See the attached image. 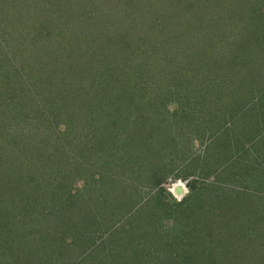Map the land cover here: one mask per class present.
Listing matches in <instances>:
<instances>
[{
	"label": "rangeland",
	"instance_id": "obj_1",
	"mask_svg": "<svg viewBox=\"0 0 264 264\" xmlns=\"http://www.w3.org/2000/svg\"><path fill=\"white\" fill-rule=\"evenodd\" d=\"M45 1L51 9L49 18L64 20L63 16L66 15L70 19L81 21L78 28L82 27L84 30H90L97 25L95 32H98L97 41L101 43L99 45L102 48L96 47L105 48L107 55L110 50L118 51L117 55L121 56V59L114 58V53L110 54L113 56V66H118L123 61V49L115 44L118 45V40L121 41L120 34H130L131 25L116 24L113 14L117 12L108 8L114 0ZM138 1H135V7L139 6ZM146 1L143 0V3ZM210 1L212 5L209 0H156V7L158 15L164 14L162 11L165 9V3L181 14V9L186 5L185 22L190 23L193 22L197 6L202 8L205 21L202 26L195 22L191 30L202 36L206 30L205 25H208V35H211V32L221 35L220 41H226L220 42L223 44L232 42L235 38L238 43H234V47L239 49L240 56L235 52L229 60L223 57H208L206 54L213 46H219L213 44L219 42H209L210 49L199 53L194 48H199V44L203 43L196 35L191 37L187 50L179 53L181 65H187L186 59L194 61L190 77L172 79L170 76L142 75L139 80H133L130 76L122 75L114 79L111 75L103 76V79L101 76L96 78L93 85L90 84V76L100 64L95 63L91 69L73 68V64L67 69L62 63L64 70L83 79L77 83L73 76H69L70 80L62 77L57 87L55 86L61 93L62 112L66 114L64 117L70 125H76L77 121L70 119L67 116L69 113L73 117L78 116L79 122L90 121L92 134L80 128L76 138L80 148L66 151V145L72 135L64 129L58 131L61 133V144H64L65 148L60 147L58 151L52 149L51 155L47 154L51 156L50 159L43 157L42 164L47 169V177H52L51 185L48 186L50 190L44 192V195L39 193L43 197L33 192L28 194L24 190L0 192L6 197L5 200L9 198L11 202L8 210H5L7 205L4 201L0 203V235L7 236L4 238H10L9 242L14 244L9 246V249L6 245L5 248H0L4 263L8 264V256L13 252H21V255H24L22 249L27 243V246L31 245L29 249L32 252H37L31 264H44L41 262V254L43 259L52 257L63 262L62 253L66 245L70 250L66 254L71 256V260L77 256L80 259L83 253V261L80 264H87L90 257H94V264H108L112 256L108 246L115 241L118 243L114 245L116 256L123 257L126 250L128 254H133L134 251L145 253L142 246L151 244L157 255L150 256V261L147 259L145 264H167L163 260L165 255L160 250L163 248L162 242L169 239L166 248L174 247L179 253V258L173 264H182L184 254L193 259L210 262V258L223 251H230L228 263L262 264L261 260H251L254 254L264 253L263 243L257 242L259 245L255 246L256 250L253 246L250 248L254 230L251 228V222L248 219L244 222L240 220L246 216L238 217L237 213L233 215V210H238L239 213L247 212L239 205L243 202L239 201L240 197L235 195L233 190L244 192L247 190L245 183H248V180L255 178L260 183L264 177V163L260 164V161L255 168L254 162L257 159L264 161V53H243L241 40H238L230 28L236 25L237 29L243 30L240 34L242 38L249 37L248 42L257 37L259 48H264V39L260 38L264 37V0H219L227 4L224 6H220V2L216 0ZM204 5H208L207 9ZM60 6L67 11L65 15L59 9ZM217 7L230 10L226 13L227 10L220 11ZM221 12L226 13V16L221 15ZM37 13L36 9L31 13L22 14L14 33L13 27L4 28V22L0 24V57L1 53L9 55L12 49H15V44H18L29 56V61H33V47L43 45L44 41L39 40L40 24L33 21ZM84 15H91L97 24H84L83 21L87 20ZM219 17L223 19L222 22L218 20ZM24 19L27 28L22 24ZM164 24L165 22H162V26L157 30H162L160 33H165L167 38L166 29L170 30L171 27H165ZM55 25V29H58L61 24ZM20 29L22 38L27 39L26 43L25 40L16 41L17 39L15 43H11L15 36L18 40L21 38L17 34ZM174 32L177 36L181 34L176 28ZM63 33H66L65 30ZM59 37L60 35L57 36ZM34 38L37 39L34 41ZM223 49L225 55L227 52L230 54L228 47ZM252 50L255 52L257 49ZM61 53L58 57H61V61L67 62L66 58L69 62L76 61L68 57L70 52L62 50ZM16 60L17 65L22 61ZM250 60L259 61L256 76L248 71L247 67H252ZM241 61L246 69L243 67L240 70L243 66ZM105 64L108 66L107 62ZM55 65L59 66V63L55 62ZM26 68L24 71H27ZM237 70L239 73L236 75L239 77L234 79ZM25 77L24 72L21 78ZM257 82L263 84L261 88L257 86ZM0 84H4L2 76ZM47 87V90H43V95L46 91L48 94L52 93L49 86ZM130 89H133V93ZM164 91L169 93L162 100L159 97ZM67 92L79 94L68 97ZM141 94L146 95L142 99L143 104H139L140 108H137L141 109L140 117L143 122L139 129L142 132L141 136L136 137L137 146L131 147L134 152L130 157L122 159H119L117 154L109 155L107 157L110 159L103 161L101 150L104 146L98 144L107 145L110 141L97 139L92 124L100 125L104 122L107 112H123L129 109L131 103L133 108L135 99L138 101ZM131 95L134 98H131ZM127 114L128 111L125 116ZM38 127L41 131L40 125ZM91 147L95 152L93 154ZM47 148L50 149V146ZM124 162L125 164H122ZM90 174L93 175L91 178ZM57 176H60V179ZM159 177L161 183L154 187L153 183ZM0 178V189L14 187L12 174H4ZM85 182L88 184L85 185ZM33 184L34 182L30 183ZM175 186L182 187L178 195L174 193ZM248 186L258 187L256 184ZM40 191H43V188ZM68 193L71 195L67 200ZM101 195H104L103 199ZM36 196L41 198L39 203L35 200ZM17 197L22 198L25 204L29 203L25 210L29 209L33 216L30 221L28 216L22 214L23 209H18L21 223L10 219L11 212L16 208ZM156 197H159L160 201ZM261 199L264 200L263 197ZM95 202L98 203L94 204ZM250 209L249 212L254 211L253 208ZM66 222L69 223L67 228ZM260 225L264 227L263 223ZM91 226H94L95 230L88 236L84 228ZM111 226L112 231L102 236L99 234ZM254 227L256 231L262 229L258 225ZM68 230L71 231V236L76 238V242L85 238L91 241L100 236L98 240L102 239L104 243L100 246L94 245L90 249L87 248V241L85 244L83 241L79 245L71 244L69 237L65 239ZM234 236H239L240 241L235 242ZM41 244L51 247V250L47 248L44 252ZM128 254L125 256H129ZM160 254L162 255L159 256ZM76 259L72 264L76 263ZM25 262L27 261L23 264ZM53 264H57L56 261Z\"/></svg>",
	"mask_w": 264,
	"mask_h": 264
},
{
	"label": "trees",
	"instance_id": "obj_2",
	"mask_svg": "<svg viewBox=\"0 0 264 264\" xmlns=\"http://www.w3.org/2000/svg\"><path fill=\"white\" fill-rule=\"evenodd\" d=\"M135 1L136 0H114L108 6L109 9H114L117 12V14H113V16L115 17L114 20H116V24H125L126 26L127 24L131 25V29H129L130 34L128 36H125L123 33L120 34L121 41L118 40V45L115 44L116 47H120L123 49L121 51V55L124 57V59L120 62L118 66H113L111 63L113 56L110 54L114 53V58L117 57V59H121V56L119 57L117 55L118 51L115 52L113 50H110L107 55L105 48L98 49L96 47L100 46L102 48V46L99 45L101 43L97 41L98 32H95L97 25L91 28L90 30H84L82 27L78 28L81 26V21L77 19H70L69 17H67L65 15V12L67 11L64 10V8L61 6L59 9L63 13V15H65L63 16L64 20L49 18V16H51V9L49 8V5L45 0H0V24L4 22V28L13 27V33L14 28L16 27L21 15L31 13L32 10L37 9L38 13L36 14V18H34L33 21L38 23V25L40 24V30L38 31V35L41 39L39 40H44L43 45H36L35 47H33L35 52L34 59L32 62L29 61L30 58L26 55V52L22 51L23 48L18 47V44H15V49H12L13 51L10 52L9 55H4L3 53H1L0 76H2L4 84H0V176L4 174H12L14 176V187L1 188L2 190L4 189V191H1L0 189V192H19V190H24L28 194H31V192H33L36 195H39V193H42V195H44V192L46 193L50 190L48 189V186L51 185L50 183L52 181V177H47V169H45V167H43L44 164H42L43 157H45V159H50L51 156L48 155H51L52 149L58 151L60 147L62 148L64 146L63 148H65V145L61 144V133L59 134L58 131L64 129L72 135V138L66 145V151L77 150V147L80 148V143H77L76 141V138L78 137L77 132L80 128L92 134L90 121L79 122L78 116L73 117L69 113L67 114V116L70 119H75L77 121L76 125H70L67 123V119L64 117L66 114L62 112L63 102L61 100V93L59 89H55V86L57 87V83L61 81L60 79L62 77H65L66 79L68 78L70 80L69 76H73L74 80H76L75 82L77 83L83 80L73 75L72 73H69L68 70H64V67L68 69L74 64L75 66L73 68L91 69L93 68V65L95 63L100 64L96 68V71L91 73V85H93L92 83L96 81V78L101 76L103 79V76L111 75H113L114 79L122 75L133 77V80H139V77L142 75L145 77L170 76L172 77V79H182L185 77H190V72L192 70L191 65L194 63V61L186 59L187 65H181L182 63L180 62L179 53H181L182 51L185 52L187 50V48L190 46L189 41L191 37L196 35L199 36V39H201V42L203 43L199 44V48H194V50L199 53H203L208 50L209 42L211 44L219 42L217 44H213L219 46H213L212 50L208 52V54H206L208 57H223L227 58L226 60H229L231 56H233V54L235 55V52L240 56L241 52L238 48L234 47V43H238L235 38V40L232 39V42L227 41V43L223 44L220 42L226 41H220L221 35L214 32H211V35H208V32H210L208 31V25H205L206 30L202 33V36L191 30V26L195 22H198L199 26H202V23H204L205 19L203 18L204 13L201 12L202 8L197 6V9L194 11L195 14L193 15V22L190 23L189 21L185 22L187 10L184 11V9H187L186 5L183 6V8L181 9V14H178V12H175L173 11V9H171L170 5H167L165 3V9L162 11L164 12V14L158 15L159 12L156 7V0H147L144 3L143 0H139L138 7H135ZM216 1L220 2V6L227 5L219 0ZM209 2L211 4L210 0ZM129 5H132V7H129ZM207 6L208 5H204L206 9ZM217 9L220 11L227 10L226 13H228V10H230L223 9L221 7H217ZM226 13L221 12V15L226 16ZM84 16V19L87 18V20L83 21L84 24H97V21L95 19H92L91 15ZM157 17L158 19L156 20ZM59 18H61V14L59 15ZM161 19L162 21H159ZM218 20L221 22L223 21L221 17H219ZM158 21L161 23H159ZM53 22L57 24V26L58 24H61L60 26H58L60 28L57 27L58 29H55L56 25ZM162 22H165V27H171L170 30L166 29L168 33L166 34L167 38L165 36V33H160L162 30H157L162 26ZM22 24L27 28V23L25 19ZM175 28L181 33L180 35H176V33L174 32ZM230 29L236 34L238 40H241L240 45L244 48L243 53L247 55L251 54L249 51H251L253 54H258L261 52L264 53V48H259L260 44H258L257 42V37L255 40H250L248 42V39L250 38H247L246 36L242 38L243 36L240 34L241 32H243V30L237 29L236 25H232ZM64 30L66 32L65 34L63 33ZM20 31L21 29L17 33L18 36H21ZM58 35H60L59 38H57ZM260 38L261 40L262 38L264 39V37ZM35 39L37 38H34V41ZM15 40H25V43L27 41V39L22 38V36L19 40L15 36L11 43H13ZM206 41L208 43H206ZM225 47H228V51H230V54H228L227 52V54L225 55V51L223 49ZM112 49H114V46L112 47ZM252 49L257 50L253 52ZM62 50L70 52V55L68 57L76 61L69 62L67 58L65 59V61L67 62L61 61V57H58L59 55H62ZM99 50H101V52ZM19 52L21 53L17 56L16 54ZM79 55L82 57L80 58ZM16 59L22 60L19 65H17ZM250 61L252 67H247L249 69L248 71L252 75L254 73V75L256 76V68L259 65V61ZM55 62H58L59 66H56ZM105 62L108 63V66L105 64ZM62 63L64 64V67ZM240 63L241 65H243L242 67H240L241 70V68L243 69L245 65L242 63V61ZM178 64L180 65L177 66ZM25 68L27 71H24ZM24 72L26 77L21 78ZM237 73H239V70L235 71L233 76L234 79L239 77L236 75ZM239 79L242 82L244 81L242 80V78ZM262 85V83L257 82V86L259 88H261ZM47 86H49L52 93L48 94L46 91L43 95V90H47ZM37 88L40 89L38 90ZM101 89L105 90V88ZM130 90L131 93H133V89ZM168 93L169 92L164 91L162 96H160L159 98H162V100H164V96ZM78 94L67 92L68 97H75ZM145 97V94H141L138 101L135 99L134 107H131V103L129 109L123 112L117 110H114V113L107 112L108 115L106 120L100 125L94 123L92 124L93 131L94 133H96L95 136L97 137V139L102 138L101 140L110 141L107 145L103 143L98 144L99 146H104V148L102 147L101 150L103 154V158L101 159H103V161H107L108 159H110V157H107L109 155L112 156L117 154L119 156V159H122V157H130L134 152L131 147L137 146L138 144L136 137L141 136L142 131L141 129H139V126L142 125L143 122V119L140 117L141 109L137 110V108H140L139 104H143L142 99ZM131 98L134 97L131 95ZM166 104L167 103H165V105ZM133 110H135V112H133ZM127 111L128 114L125 116ZM59 115H62V117H59ZM38 125H40L41 131ZM45 132L47 133L46 135ZM106 132L108 137H106ZM41 135L45 136L42 137ZM47 146H50V149L47 148ZM90 150L91 154L95 153L93 151V147H91ZM254 162L256 163L255 168L259 162L260 164L264 163V161L258 159ZM122 164H125V162ZM92 176L93 175H91L90 178ZM58 178L60 179V176ZM261 180L260 183H258L255 178H253V180H248V183H245V188H247V190L244 192H242V190H233L235 195L238 194V197H240L241 200L239 201L243 202L239 205L247 211L239 213L238 210H236V212L235 210H233V215L237 213L238 217L246 216L244 219L240 220L244 222L248 219L251 222V228H254L252 232L253 241L251 242L250 248L252 246L257 247V245L261 243H263L264 245V227H261L260 225L262 223L264 225V205H262L264 203V200L261 199L262 197L264 198V177ZM32 182H34V184L30 185V183ZM160 183L161 178L159 177L157 180L154 181L153 185L155 187L160 185ZM87 184L88 183L85 182V185ZM253 184L258 185V187L251 188V186H248ZM259 187L262 188L259 189ZM41 188H43V191H40ZM69 195L71 194L68 193V196H66L67 200L69 198ZM74 195L78 194L74 193ZM39 196H36L35 198L36 202L38 203L41 199ZM101 197L103 199L104 195H101ZM5 198L6 197H3L0 194V203L4 201V203L7 205V208L5 207V210H8L11 202L9 198L7 200H5ZM156 198H158L160 201L159 197ZM97 203L98 202H95L94 204ZM28 204V202H26V204L23 203L22 198L17 197L16 208L11 212L10 215H12V218L10 219L21 223L22 219L19 216L20 212L18 209H23L22 214L24 216H28L30 221L33 216L31 215L29 209L25 210L26 208H28ZM86 204L88 205L89 203ZM250 207L253 208L252 210L254 211L249 212V210H251ZM261 209L262 211L260 212ZM33 222L38 224V222L35 220H33ZM254 225H258L262 229L256 231V226L254 227ZM65 226L66 228L67 226L69 227V223L66 222ZM112 226L108 230L103 231L99 234L102 236L104 233L112 231ZM93 229L95 230L94 226H91L90 228H84V232L86 235L89 236V234L94 233ZM4 237L7 236L3 234L0 235V248H5L6 245L9 249V246H13L14 244L9 242L11 240L10 238L7 239ZM66 237L70 238L71 244L79 245L81 241H83V243L85 244L87 241L88 249H90L94 245L100 246L104 243L102 239L101 241L98 240L100 236H97L98 238L95 237L91 241L85 238L82 240H77L76 242V238L74 239L71 236L70 230L66 232L65 239ZM234 239L235 242H238L241 238L239 236H234ZM168 240L169 239L164 240V242H162L163 248L162 250H160V252L165 255L163 257L164 262H166L167 264H173L179 258V253L174 247L166 248L167 243L169 242ZM257 242L260 243L257 244ZM115 244L118 243L113 241L108 246L109 251H111L112 253L108 264H145L146 262H148V260L150 261V256L154 254L157 255V252H154L152 250L153 248L151 244H149L147 246L144 245V247L142 246V251L145 253L134 251L132 252L133 254H128L126 250V252H124L123 257L116 256L114 249ZM30 246V244H28V246L27 243L24 244V248L22 249V252L24 251V255H21V252H13L9 254L8 264H23L24 261H27L24 264H31V260H34L35 256L37 255V252H32L29 249ZM247 247L248 245L246 246V249H248ZM47 248L51 250V247L41 244V249L44 252H46ZM105 249L106 247H104L103 250L105 251ZM262 249L264 251V246L262 247ZM69 251V247L68 245H66V249L63 250L62 253V258L64 260L63 262L60 259H52V257L50 259H43L42 254L40 257L41 262L44 264H53L56 261L57 264H72V262L76 258L78 259H76L75 264H80L83 261V253H81L82 257L80 259L77 256L71 260V258H69L71 256L66 254L69 253ZM126 253L129 256H125ZM162 254H160L159 256H161ZM229 256L230 251H223L221 253L215 254L214 257L212 256L213 258H210V262H208L207 260L201 261V259L198 258L193 259L190 256L184 254L182 264H232L233 262L228 263ZM13 257L15 258L13 259ZM1 258L2 257L0 256V264H6L2 261ZM93 259L94 257H90L87 264H94ZM251 260H261L262 264H264V253L261 252L259 255L254 254Z\"/></svg>",
	"mask_w": 264,
	"mask_h": 264
},
{
	"label": "water",
	"instance_id": "obj_3",
	"mask_svg": "<svg viewBox=\"0 0 264 264\" xmlns=\"http://www.w3.org/2000/svg\"><path fill=\"white\" fill-rule=\"evenodd\" d=\"M181 188L182 187H180V186H175L174 189H173L174 190V193L177 194V195L180 194V192L182 191Z\"/></svg>",
	"mask_w": 264,
	"mask_h": 264
}]
</instances>
